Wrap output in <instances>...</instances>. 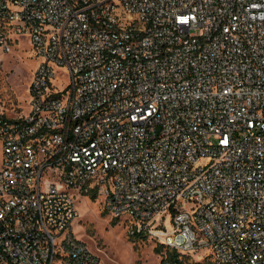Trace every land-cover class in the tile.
<instances>
[{"label":"built area","instance_id":"2783aa9c","mask_svg":"<svg viewBox=\"0 0 264 264\" xmlns=\"http://www.w3.org/2000/svg\"><path fill=\"white\" fill-rule=\"evenodd\" d=\"M19 39L38 65L28 115L0 81V264H99L78 196L162 264H264V0H0V73Z\"/></svg>","mask_w":264,"mask_h":264},{"label":"rangeland","instance_id":"374dc122","mask_svg":"<svg viewBox=\"0 0 264 264\" xmlns=\"http://www.w3.org/2000/svg\"><path fill=\"white\" fill-rule=\"evenodd\" d=\"M37 65L36 51L28 39L15 42L1 65V87L25 115L29 114L28 88ZM76 202L79 217L74 223V231L100 259L99 264H162L160 247L163 241L134 236L129 223L114 219L103 211L100 199L78 196ZM205 253L196 255L194 261H202Z\"/></svg>","mask_w":264,"mask_h":264},{"label":"trees","instance_id":"16d2710c","mask_svg":"<svg viewBox=\"0 0 264 264\" xmlns=\"http://www.w3.org/2000/svg\"><path fill=\"white\" fill-rule=\"evenodd\" d=\"M1 74V73H0ZM0 81H1V79H0ZM162 247H160V249H161ZM161 253H162V256H164V254H163V249H161ZM179 253L177 254L176 252L175 253H173V254H171V256H170V258L171 259H176L177 257H179Z\"/></svg>","mask_w":264,"mask_h":264}]
</instances>
